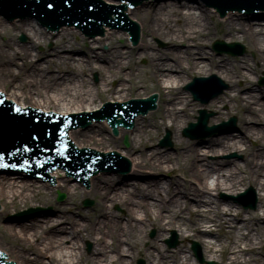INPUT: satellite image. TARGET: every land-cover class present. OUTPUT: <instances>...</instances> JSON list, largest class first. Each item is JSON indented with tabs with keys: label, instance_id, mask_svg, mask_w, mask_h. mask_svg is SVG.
<instances>
[{
	"label": "bare ground",
	"instance_id": "1",
	"mask_svg": "<svg viewBox=\"0 0 264 264\" xmlns=\"http://www.w3.org/2000/svg\"><path fill=\"white\" fill-rule=\"evenodd\" d=\"M126 15L139 19V51H123L120 50L122 45L116 44L118 35L127 39L126 31L120 34L105 28L103 39L97 36L87 39L76 36L79 30L74 27L62 28L53 36L28 21L14 22L9 27L0 20V36L23 32L29 38L26 45L15 44L11 37L10 42L0 43V90L18 107L32 104L41 110L49 111L50 108L56 114H64L65 111L80 112L81 109L91 112L105 98L106 101L116 99L119 102L133 94L146 97L140 94L139 88L146 89V82L150 81L158 95L156 109L148 116L152 121L137 115L130 131L119 128L117 138L109 136L110 128L104 120L91 122L88 129L67 134L77 148L92 145L97 151L116 149L118 155H126L130 160L131 172L137 169L139 172L161 170L172 174L171 178L157 183L156 180L138 182L133 179L110 191V183L116 180V175L99 174L89 179L90 188L85 191L80 189L81 183L68 182L69 177H63L61 168H54L48 175H53L58 191L66 192L64 205L69 206L52 204L54 214L1 225L0 249L16 264H133L137 256H141L145 264H192L182 251L169 254L159 243L168 231L176 230L181 238L197 240L203 254L217 258L219 264H264V257L258 255L264 244V127L254 125L264 122V93L255 89V80L251 77L264 71L263 20H236V12H230L211 26L209 19L216 16L214 10L185 2L179 5L164 2L156 4L153 9L147 4L127 9ZM146 37H157L167 46L157 50ZM214 38L226 43H245L255 54L254 65L251 67L245 58L228 63L208 53L206 48ZM47 39L53 40V48L33 54L30 49ZM106 39L109 41L107 51L104 54L97 52L99 46L95 43L100 45ZM180 43L186 47L179 49ZM136 57L148 60L143 70L147 81H141L140 72L136 70L135 73L130 68ZM93 71L100 76V82L95 85L83 77ZM213 74L228 84V90L220 96H213L209 106L217 112L215 119H221L232 110L227 108L224 113L221 106L234 102L232 107L239 126L236 133L230 134L234 137L229 141L209 138L206 143L178 140L175 153L150 148L149 142L153 140L150 127L168 125L176 129V135L189 112L196 107L180 91L182 85L192 78L189 82L191 91L201 98L210 97L217 86L213 81L215 78L209 77L206 81L193 79ZM113 80L119 87H110ZM238 80L244 84L241 89L235 86ZM115 94L119 96L115 98ZM124 135L130 137L129 145L121 151ZM247 139L258 142L256 148H242ZM229 150L244 153L243 167L233 160L205 159L208 153L218 156ZM221 165L226 167L221 169ZM176 173H180L182 182L175 177ZM209 179L213 181L210 183ZM247 184L256 190L258 202V209L247 216L241 210L232 215L236 208L232 201L212 196L213 191H233ZM47 188L52 191L47 183L39 185L22 181L16 175H0L1 213H8L18 203L43 206L52 203V194ZM80 190L83 197L91 195L94 198L95 210L82 211L83 214L75 219L70 215L74 209L71 200ZM114 204L124 210L122 216L111 211ZM207 223L218 229V236L214 229L202 228ZM148 227L157 232L153 240L145 238ZM4 233L8 241L3 237ZM85 239L94 245L90 254H85L79 244ZM5 242H8V249L3 246Z\"/></svg>",
	"mask_w": 264,
	"mask_h": 264
},
{
	"label": "water",
	"instance_id": "2",
	"mask_svg": "<svg viewBox=\"0 0 264 264\" xmlns=\"http://www.w3.org/2000/svg\"><path fill=\"white\" fill-rule=\"evenodd\" d=\"M122 1V2H120ZM0 0V16L2 17L3 15H6L10 18L20 15V16H25L30 15L35 18H37L43 25L51 28V29H57L59 25L61 24H72L73 22L79 23L81 26L91 29V30H96V26L101 22L102 24L107 23V20L109 18V9H107L103 15L104 18H99V14H96V12L102 10L105 8V5L108 4L110 7V10H112L111 15L115 17V20H111L116 23H124V25L131 26L133 27L134 25L129 22L128 19L131 21L137 22L136 18H129L128 15H126V10L125 12L121 14L120 9L123 8L122 3L123 0ZM127 1L128 3L135 5L140 3L142 0H124ZM162 1L165 0H148V1H143L141 5L138 6H146L147 4H150L151 9L155 7L156 4H161ZM174 1V0H171ZM178 5L180 4L181 0H176ZM191 2V5H204L205 8H212L210 6H207L204 2L201 0H187ZM209 5L215 6L218 11L223 14L225 11L230 10V9H245L247 11L250 10H257V9H264V0H205ZM103 4V5H101ZM120 4V5H119ZM119 7H115L118 6ZM137 7H135L136 9ZM214 9V8H213ZM92 11V12H91ZM214 11H217L214 9ZM218 12L219 19H222L224 17H220V14ZM229 12H236V20H242V21H257L258 18H261L264 22V11L259 10L257 12H250L249 14H243L238 11H229ZM126 15V16H125ZM226 15V14H225ZM101 16V15H100ZM112 17V18H113ZM128 19H127V18ZM18 19V18H17ZM22 22H26L27 20H34L33 18H26V19H21ZM95 20H98L97 23H93ZM7 22H9L6 19ZM37 21V20H36ZM38 23V22H37ZM58 23V24H57ZM38 26H41L38 23ZM72 27V26H69ZM135 27V26H134ZM138 27V23L137 26ZM41 28L45 29L48 31L46 28L42 27ZM104 28V33H105V27ZM59 30V29H58ZM57 31H50L51 34H55ZM77 30V29H76ZM97 34V32H94ZM84 35V34H82ZM99 36V35H96ZM103 35L100 36L103 37ZM128 36V35H127ZM85 38H92L89 36H85ZM129 39V37H128ZM130 42V40H129ZM137 44V43H136ZM132 45L130 42L131 47L134 49V51H139L138 44L137 45ZM216 46H221L223 45L221 42H216ZM241 53V52H240ZM202 81V80H201ZM0 92L3 94V92L0 90ZM151 94H156L151 93ZM151 94H148L151 95ZM218 93H214L210 96L212 98L213 96H216ZM139 98H145V97H137V96H130L129 99H120L118 102L116 99H113V101H106V98L104 99L103 104H101V107L99 109H92L91 112H86L85 109H81V111H65L64 114H55L53 117H63L67 116L64 118V120H61L59 122L65 123L67 121H70L68 118L71 116H77V115H85V113L90 114L91 117L96 116V112L101 110L104 106V103L106 102H125L130 99H139ZM9 102H12L10 98H5ZM207 102V100L205 101ZM204 102V103H205ZM13 103V102H12ZM132 103V104H130ZM130 103H123L121 105L117 104L115 107L119 108V111L117 112H112L106 114V117L108 118L110 125L113 129V132L116 133V127L117 126H125L129 127L131 125V119L137 111H134L131 105L135 104V102H130ZM150 104V103H149ZM16 105V104H15ZM148 105L147 103L144 105ZM11 107V106H10ZM21 109H26V108H34L38 109L39 111L42 112H52L46 111V110H41L39 107H34L32 104H25L24 107H19ZM145 108V107H144ZM146 109V108H145ZM144 109V110H145ZM134 111V112H133ZM16 111L13 110L12 108H9L7 106H4L3 104L1 105L0 102V163L7 162L10 164H17L24 166L26 168L34 169L40 168L43 165L41 164V161L47 160V156L51 154V151H53V146H61V148H66L69 149L67 146V143L59 137L58 134L60 131L64 130V128H61L59 125L58 126H41L38 127L37 123L34 122L37 117L32 116V115H20L15 113ZM54 113V112H53ZM74 114V115H73ZM71 115V116H69ZM117 116H121L120 120H117ZM89 117V118H91ZM75 118V117H74ZM81 119L83 120V117L81 116ZM95 119V118H93ZM208 117L206 116H201L198 121H199V126L201 128H205V125L207 123ZM60 120V119H59ZM76 120V119H75ZM106 119H104L105 121ZM74 121V120H73ZM91 120H89V124H91ZM95 122V121H94ZM106 122V121H105ZM39 125L41 123H38ZM69 125H65L66 128H68ZM133 126V123H132ZM91 126H88L82 130L88 129ZM107 127L109 128V125L107 124ZM190 128L192 125L189 126ZM41 128V129H38ZM44 128V129H42ZM132 128V127H131ZM62 129V130H60ZM41 130V131H39ZM75 130H69L68 132L71 131H76ZM81 130V129H80ZM49 134V139L48 137H45V132ZM48 131V132H47ZM111 131V130H110ZM130 131V130H129ZM38 133V134H37ZM112 134V133H111ZM34 136H37L36 140H34ZM112 137H116V135L112 134ZM168 137L169 135L166 136L165 141L168 143ZM67 138L70 141V138L67 134ZM60 141V142H56ZM71 142V141H70ZM72 145L75 146V153L73 154L71 151L70 152H65L70 155H67V159L70 161L69 166H74L73 164L76 163L80 167V163L82 165H89L91 163L86 161V158H89L87 155L88 152L90 151H97L92 148V145H88L87 148L85 145H79L77 148L75 142H71ZM29 146V147H28ZM80 148L83 149H93L89 150L88 152H85L84 150H81ZM71 150V149H70ZM45 151V153H44ZM50 151V152H49ZM98 152H103V154H98L100 156H103L102 160L110 161L109 158L111 159L110 162L116 161L119 158V155L116 151V149H107L106 151H98ZM111 153V154H108ZM116 153V154H114ZM90 154V153H89ZM88 154V155H89ZM97 155V156H98ZM123 158L127 159L131 166L130 160L127 158L126 155H120ZM50 168H59V164L56 163H50L49 164ZM77 167V166H76ZM96 168L95 166H87L86 169L82 166L80 167L79 173L87 176V173H91L90 171H93V169ZM62 169V168H61ZM73 173H75L74 169H71ZM51 171H54L52 169ZM63 177L65 175V170L62 169ZM49 174V172H48ZM82 174L80 176H82ZM102 175H109L105 173H101ZM0 175H16L22 179V181H25L26 179H32L33 182H42L41 179L37 178H30L24 175L23 173L20 172H2L0 171ZM50 178L53 179L54 184L56 183V180L53 178V175H48ZM98 176V175H97ZM96 177V176H94ZM169 176L163 173L161 170L160 172H157V170H152V172H148L147 169H145L144 172H139L137 169L136 172H128L126 175H118L116 174V180H112L109 186L110 191L114 187H122V184H128V182H132L133 179H135L138 182H146L147 179L149 180H156V183L158 180H168ZM70 180H73L71 177L68 178V182ZM46 182V181H43ZM49 185H52L50 182H48ZM85 185V183H84ZM85 189H89L84 187ZM60 198H62V195H59ZM252 208V207H251ZM194 250L196 251V248L194 247ZM0 251L4 254V257L2 258V262L5 264H16L15 260H10L9 257H7V254L5 251Z\"/></svg>",
	"mask_w": 264,
	"mask_h": 264
},
{
	"label": "rangeland",
	"instance_id": "3",
	"mask_svg": "<svg viewBox=\"0 0 264 264\" xmlns=\"http://www.w3.org/2000/svg\"><path fill=\"white\" fill-rule=\"evenodd\" d=\"M167 3H172V2H177L176 0L174 1H171V0H165V1H162L161 4H164ZM181 2H185V3H191L187 0H181ZM160 5V4H159ZM137 7H140V6H137ZM204 7V5H203ZM205 8V7H204ZM206 10H214L213 8H205ZM216 16L213 18V19H209V23L211 24L212 26V23L215 22V21H218L219 19V16H218V12L217 11H214ZM227 13H230V12H227ZM0 20L4 21L9 27H11L10 25H12V23L14 22H22L21 19H14L12 22H7L5 18L1 17L0 16ZM139 21V19H137ZM28 22H31V24H33L34 26L36 25V27H38V23L37 21L35 20H27ZM41 27V26H40ZM62 28H71L69 26H63L61 27L58 32L62 29ZM107 30L109 28H106ZM42 30H45L42 28ZM74 30V29H73ZM110 31H115L117 33H120L122 34L123 31L121 30H116V29H109ZM213 30V28H212ZM45 32L49 35L51 34L50 31H46ZM58 32H55V35L56 33ZM80 35L81 37H85V35H82V33L79 31L78 34L76 36ZM7 36V37H6ZM6 36H0V43H4V42H10V37L13 39V42L15 44H18V45H26L27 42H28V36L26 33H23V32H8V34H6ZM105 36V34H104ZM101 37V39L104 38ZM96 37V36H95ZM116 44L118 45H122L120 48V50H123V51H132V52H135L134 49L131 47L130 45V42H129V39H128V36H127V39L124 35H118L116 36ZM24 38V40L22 39ZM97 38H100V36H97ZM87 39H90V38H87ZM146 39L152 43V45L154 46L155 49L157 50H162V49H165V46H167V43L164 42L163 40L157 38V37H146ZM139 40V39H138ZM216 40H220L218 38H214L212 41H210L208 47L206 48V51L210 54H214L216 57L220 58L222 61H225V62H233L234 59H238V58H245L247 59L249 62L248 64L252 67L254 65L253 63V59L255 57V54L253 52V50H251L245 43H241L239 41H232V42H228V43H238L239 45H241V48H243V51L242 53L240 54H234V55H229V54H226V53H222V54H218L212 47V43ZM222 41V40H221ZM108 39L104 40L103 43H101L100 45H98V43H95L97 46H99V48L96 49L97 52H100V53H105L108 49ZM138 43V42H137ZM186 47L185 44H182L180 43L178 45V48L179 49H184ZM53 48V40H50V39H47L45 41H42L40 45H36L34 48L30 49L32 51L33 54H37V53H41L45 50H51ZM238 52V51H237ZM241 52V51H240ZM18 63L20 61H17ZM124 62H126V60H124ZM20 64V63H19ZM44 66H46L45 64H43ZM130 68L134 70V72H140V77H141V81H147L145 78H147V75L145 72H143L144 68H146V66L148 65V60L147 58H143V57H139V58H135L134 61L130 64ZM249 66V67H250ZM138 70V71H136ZM209 76H214L215 80L214 82H216L217 85H219V87L222 89L221 92H219V96L224 92V91H227L228 90V84H226V82L221 78V77H218L216 75H209ZM207 76V77H209ZM85 79H89L91 81V83H93L94 85L99 83V73L96 72V71H93L91 73H86L84 74L83 76ZM251 77L253 78L254 77V80H255V83H254V87L255 89H259L260 92L264 93V83H261L260 82V79L264 77V71H261V72H256L255 74H252ZM192 80V78H188V80L186 81V83H184L181 87V92L185 94L186 97H188V100L191 101V103H195L196 104V107L193 108L190 112H189V115H188V118L186 119V122L185 124H183L182 127H180L177 131H176V135H175V128H170L168 125H166V127H161V128H155V127H150V130L153 134V140L152 142H149V144L151 145L150 148H156L158 150H162V151H165V152H170V153H175V149L178 148V140L184 142V143H187V142H197V141H203L206 143V139H209V138H217L219 141H229V139L231 137H234V135H230L231 133H236L239 129V126H238V117H237V114H236V111L233 109V103L234 102H231L229 105H224V106H221V109H222V112H226L227 108H231L232 110L228 111L229 113L224 115V117H222L221 119H215L216 115H217V112L214 110V109H211L209 104L212 100L208 101L206 104H201L199 101H196V100H193L192 99V94L186 89V85ZM188 82V83H187ZM126 85L128 84L127 82L125 83ZM141 84V83H140ZM146 89H144L143 87L139 88V92L141 95L145 94L148 96V94H151V93H156V89L152 88L151 84H150V81L146 82ZM236 88L238 89H241L243 88L244 84L241 80H238L236 81V84H235ZM110 87H113V88H117L119 87L118 83L116 81H111L110 82ZM247 90V89H246ZM244 92V90H243ZM247 92V91H246ZM4 94V93H3ZM122 93H120L121 95ZM157 95V93H156ZM115 98H117L119 95H114ZM134 96V94L132 95ZM146 96V97H147ZM129 99V98H128ZM264 99V98H263ZM104 101H102V103L99 104V101L96 103V105L99 104L98 108L99 109L101 107V104H103ZM180 105H178L177 107H179ZM202 110V111H205L206 114H209L208 117H210L208 119V122H207V126H214V125H217V126H220L223 122H229V120L231 118H234L235 119V122L233 124L232 127H229L225 130H222V131H218V132H215L214 135H209V136H205V137H195V138H191V137H188L184 134V130L187 128V125L189 123H195L196 122V117L198 116V113L199 111ZM151 113H154V111H152ZM151 113H147L145 116L143 117H146L147 120L149 121H152L151 119H149V115ZM160 122L159 119H154V121H157ZM101 122V121H100ZM93 123H97V122H93ZM254 125H259V126H263L264 127V122L262 124H254ZM121 129V128H120ZM166 133H169V142L170 144L167 146V145H162L161 144V141L163 140V137H165ZM109 136L112 137V134H111V131L109 132ZM119 135L117 134L115 138H117ZM124 138H126L127 140V145H124L123 143V140ZM129 136L128 135H124L121 139V151L122 150H125L128 145H129ZM258 142H255L254 139H247L246 142H244V145H242V148L246 147L248 149H253V148H256ZM199 156H202V153L199 154ZM205 159L207 161H226V160H233L236 162V164L241 168L243 167L244 165V160H245V157H244V153H242L241 150H229L223 154H220L218 156L216 155H211V153H208L206 156H205ZM221 169H224V165H221L220 166ZM111 174H114V173H111ZM166 175L169 176L168 180L171 178L172 174H168V173H165ZM110 175V174H109ZM116 175V174H114ZM2 176H13V175H2ZM175 177L178 179L179 182H182V177L180 175V173H176L175 174ZM26 182H33L32 179H26L25 180ZM163 181H166V180H163ZM213 181V179H209V182L211 183ZM33 183H37L39 185L41 184H44V183H47L49 185L48 182H33ZM71 183L75 184V182L72 180ZM77 184V183H76ZM79 184V183H78ZM193 184V183H192ZM80 185V184H79ZM193 186V185H192ZM50 188H52V191H50L49 188H47L46 190L48 192H50L52 194V203L50 202L49 204L47 205H40L38 203H31V204H27V205H23V204H20L18 203L17 205H15L14 208H11L10 211L8 213H5V214H2L1 213V203H0V216H1V222H0V226L1 225H5L6 223H12V222H15V221H19V222H27V220H30L31 218L33 217H39V216H47V215H50L51 213L54 214V209L52 207V204L53 205H60L61 207L63 206H66L68 207L69 205H64L67 201V194L66 192L64 191H58L56 188H57V182L55 183V185H49ZM80 185V189L82 190H85V191H88L89 189H85L84 187H82ZM90 188V186H89ZM71 200V203H72V206L74 207L73 209V213H69L70 215H72L75 219L79 218L81 216V214H83L82 211H89V212H92L95 210V200L94 198L89 195V196H84L82 195L81 191ZM62 193L64 195V198L63 200L59 201L57 200V193ZM247 193L251 198H253V200L255 201V208L253 210H250V209H244L243 206H242V203L244 202V198L240 197L241 194H245ZM212 196L215 197L216 199H223L225 201H232L236 206V208H234V211L232 212V215L235 214V211L237 210H241L243 212V214L245 216H247L249 213L253 212V211H256L258 209V202H257V193H256V190L251 187L250 185H240L238 186V189L237 190H219V191H213L212 192ZM85 200H89L91 201V204L89 206H85L83 205V202ZM111 211L118 215V216H122L123 213H124V210L118 205V204H114L111 206ZM56 213V212H55ZM259 214H260V211H259ZM79 215V216H78ZM186 215V214H185ZM186 217H188V215H186ZM262 225L264 226V219L262 221ZM204 227L202 228H210V229H214V234L216 236H218L219 232H218V229L217 228H214L213 226H211L210 224H203ZM209 226V227H207ZM0 232H3L2 229L0 228ZM242 233H246V230H241ZM157 235V232L156 230L153 228V227H148L145 231V238L148 239V240H153ZM3 237L6 239V241H8V238L7 236L5 235V233L3 234ZM175 237L176 239V245L172 248H170L168 246V241H172V239ZM159 243H162L163 246L167 249V251H169L168 253L169 254H172L173 252L175 251H182L183 254L187 255L191 260H190V263L192 264H219L218 263V260L217 258H211L210 256L206 257L203 252H202V246L200 245V243L195 240L194 238L192 237H188V238H181L180 237V234L178 232H176V230H170L167 232L166 236L164 237V239L162 241H159ZM193 243L197 244L198 246V249H199V256H197L193 250H192V246H193ZM82 245V251L85 253V254H90L91 251L93 250V243L92 241L90 240H81L80 243ZM3 246H5L7 249H8V242H5L3 243ZM244 245L241 244V247H243ZM219 247L217 246V249ZM258 255L260 257H264V244L260 246V250H259V253ZM30 257H33L34 255L32 254H29ZM138 260H141L143 262V264H145V261L144 259L141 257V256H137L135 259H134V262L133 264H137V261ZM43 261L47 262V259L46 258H43ZM226 263H228V260H226ZM170 264H173V263H170Z\"/></svg>",
	"mask_w": 264,
	"mask_h": 264
}]
</instances>
